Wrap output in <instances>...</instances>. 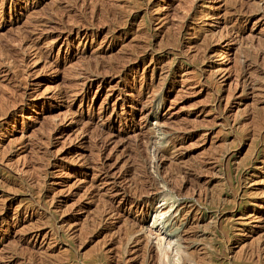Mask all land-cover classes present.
I'll return each instance as SVG.
<instances>
[{
    "label": "rangeland",
    "instance_id": "1",
    "mask_svg": "<svg viewBox=\"0 0 264 264\" xmlns=\"http://www.w3.org/2000/svg\"><path fill=\"white\" fill-rule=\"evenodd\" d=\"M263 57L264 0H0V264H264Z\"/></svg>",
    "mask_w": 264,
    "mask_h": 264
},
{
    "label": "bare ground",
    "instance_id": "2",
    "mask_svg": "<svg viewBox=\"0 0 264 264\" xmlns=\"http://www.w3.org/2000/svg\"><path fill=\"white\" fill-rule=\"evenodd\" d=\"M3 50V49H2ZM257 53V52H256ZM5 55H6V53H5ZM8 56V55H7ZM224 56V55H223ZM264 58V57H263ZM8 59V58H7ZM1 65V64H0ZM18 79V78H17ZM263 81V80H262ZM258 115V114H257ZM261 117H263V116H261ZM261 119V118H260ZM263 119V118H262ZM253 132V131H252ZM153 147H151V163H150V167H153V164H152V162H153V160L155 159V157H156V155L158 154V152H159V148L157 147V145H152ZM251 150V149H250ZM155 161V160H154ZM179 172V171H178ZM153 178V177H152ZM146 181V180H145ZM156 188V187H155ZM174 189V188H173ZM162 190V189H161ZM142 194V193H141ZM154 198V197H153ZM153 198L151 197V199L153 200ZM162 199V201L163 202H158V204L155 206V208L153 209V214H154V216H153V219H152V221H151V225H150V227H154L155 226V223L156 222H158V219H163L164 218V216L166 215L167 217H170L171 215H172V218H174V217H176L177 216V208L175 209V208H173L172 209V204H173V201H171L170 203H166L165 202V198H161ZM151 200V201H152ZM133 223V222H132ZM160 223V222H159ZM140 224L141 223H138V226L139 227H141L140 226ZM134 227H137L136 226V224H135V226H133V227H131V229H129L128 230V235H132L133 233H135V232H137V231H141V232H143V233H146V230H147V234H148V237H150V235H151V232H150V229L149 228H145V229H138V230H135L134 229ZM146 234V235H147ZM148 237H147V239H148ZM159 237V236H158ZM130 238V237H129ZM128 238V239H129ZM153 238V240L155 241L154 243H153V245L155 244V245H157V247H158V249H162V247L159 245V241H158V239L155 237V236H153L152 237ZM177 238H179V236H177ZM150 239V238H149ZM151 241V240H150ZM176 242H177V240H176ZM176 242H175V240H174V247H176L177 246V244H176ZM171 243H173L172 241H166L165 242V246H169V244H171ZM177 248V247H176ZM183 256H184V253H183ZM187 256H189V255H187L186 254V257L184 256L183 257V259H185V258H187ZM194 259V258H193ZM186 260V259H185ZM188 262V261H187ZM185 263H186V261H185ZM183 264V263H182Z\"/></svg>",
    "mask_w": 264,
    "mask_h": 264
}]
</instances>
